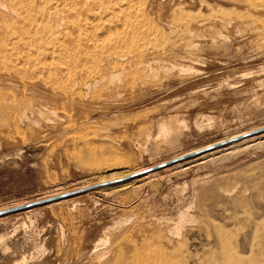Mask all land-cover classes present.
Wrapping results in <instances>:
<instances>
[{
  "label": "rangeland",
  "instance_id": "1",
  "mask_svg": "<svg viewBox=\"0 0 264 264\" xmlns=\"http://www.w3.org/2000/svg\"><path fill=\"white\" fill-rule=\"evenodd\" d=\"M71 1L66 0V3L65 0H0L3 6L0 10V24L2 21L4 24L7 23L12 17L13 9L17 12L23 10L24 13L27 10L29 22L25 23H31L32 27L36 23L38 27L46 23L43 26L47 29L48 24L58 23L57 20L61 19V15L64 17L66 12L67 16L68 11L73 10L70 6ZM83 1L86 4L87 0H82L80 3V6L83 4L81 10L84 11L79 13L83 15L78 14L76 20L78 27L83 26L85 30L82 31L80 27V31L76 32L78 34H75L77 39L74 37L77 46H69L63 54L62 109L64 111L62 110L63 127L60 139L54 143L45 137L39 144L26 136L27 139L23 137L25 141L23 139V142L20 141L12 146L0 142V208L15 204L19 200L34 202L55 197L56 195L52 196V193L64 191L70 194L57 200L31 205L28 207L30 209L24 211H13L1 216L0 264H14L24 256L26 259L24 264H95V262L100 264L94 259L98 254H104L105 260L106 256L109 257L108 260L119 259L122 264L124 262L126 264L127 260L130 261L129 264L139 261H146L147 264V260L149 264L151 261V264L154 262L176 264L187 257H190L187 264H264L263 23L261 22L257 27L258 31L263 33L258 34L255 29L248 30L247 33L240 24L246 19L245 12H241L244 16L239 15L240 18L236 19V13L239 11L234 8L233 15L232 11H228L230 12L228 16H232L228 18L227 9L219 6L221 9L217 11L218 15L213 17L215 11L212 12L213 14L208 13L209 9L205 3L212 11L218 7H211V3L207 0L201 2L181 0L180 3L179 0L130 1V3L135 2L133 3L135 8L127 1L129 7L132 6L131 12L126 1L125 4L122 0L120 6L117 4L121 0H106V3L97 6L99 9L94 8L95 15L90 9L93 0H88L86 6ZM108 1L116 7L109 5ZM169 1L172 4H169ZM159 2L161 3L158 4ZM198 3L203 5L200 6ZM123 4L126 12L120 8H123ZM253 4L262 6L264 0H253ZM172 5L174 9L175 6L180 5L179 8L183 6V11L188 10L189 15L183 11L182 15L181 9L180 12L178 11L179 8L174 12ZM100 6L106 7V10ZM154 7L160 14L153 10ZM109 8L110 10H107ZM164 8L170 12L173 10L176 20L172 21L173 13L165 11ZM222 8L225 10L222 11ZM196 9L201 14L206 12L207 14L201 15L197 12L196 14ZM100 10L108 13V16H102ZM118 10L128 15L119 13ZM111 11H118V14L116 13L118 16L116 14L114 16L113 12L112 17ZM164 11L168 13L165 14ZM190 11L194 14H191V17ZM224 11L226 12L223 15ZM162 13L165 14L164 17L167 16L165 20ZM195 14L201 16L194 18ZM219 14L225 16V19ZM93 16L98 20L100 18L99 21L106 17L109 21L107 23L110 24L106 25L107 30L105 20L102 24ZM144 16L147 18H143ZM192 18L196 19L195 22L198 19L202 20L195 23ZM233 18L238 22L231 21ZM208 19L210 21L215 19V22H210ZM217 19H221V23L226 20L225 29ZM202 21L205 24L202 25ZM207 21L211 23L209 26ZM85 22H88L87 25L90 27H96L95 29L91 27L92 32L89 31V35L86 32L88 27ZM229 22H233L232 25H229ZM143 23L148 25H144L145 27L141 29L139 25L142 26ZM162 23L167 24L168 27L165 25V28ZM173 23L178 25L177 28L180 27V30L174 31L176 27ZM181 23L188 26L183 30L184 25H180ZM149 24L152 26L155 24L156 27ZM157 25L162 28L161 38ZM236 25L241 27L238 33ZM29 27L27 26L28 29ZM148 27L150 28L147 29ZM188 27L196 31L195 35L200 33L198 35L200 41L197 40L199 44L194 39L196 36L192 35L193 31L190 29L189 31ZM134 28L139 32L135 33ZM150 29L156 31L151 30V33ZM99 30L101 32L94 34L95 36L91 34ZM186 30L189 34L192 32V36H188ZM81 31L83 38L79 37L82 35ZM140 31H144L146 35L143 32H141L143 35H140ZM178 32L180 34H177ZM147 33L150 36H147ZM164 34L168 39L172 37L171 34H176L174 37H177L178 41H175L177 39L174 37L171 38L172 40H166ZM180 35L191 37L195 49L192 47L190 49L192 51L189 52L190 50L185 47L186 51H182L183 46L190 42L191 38L186 40L187 38H181ZM152 36L154 39L152 38L150 42ZM136 37L141 38V41ZM223 37L225 42L222 40ZM79 38L85 44H82ZM183 39L187 42L184 43ZM161 40L164 43L160 42ZM210 40L213 43L217 42L214 44L216 47ZM137 41L140 42L137 43L138 49L135 43ZM78 42L84 45V48L79 46ZM252 42H257V45L251 44ZM166 43L167 46L170 43L175 46L170 45L171 48H168ZM172 47L177 49L174 53L171 52V55L168 51ZM85 48L87 50H84ZM146 48L148 51L155 49L156 52L154 50L152 52L161 56L160 58L155 55L158 60L155 59L156 64L153 63L148 70L149 79H144L146 81L136 79L131 87L122 84L123 87L119 88L116 86L120 84L116 83V86L115 83L109 84V72H121V78L123 76L121 80H123L129 71H136L134 51H144L143 49L146 51ZM157 49H160L161 53ZM164 50L169 54H163ZM102 52H106L107 55L118 52L116 55L113 54L112 67L111 60L102 62L104 60L99 59L98 56H101ZM120 52L123 55L126 54L123 52L133 53L129 55L130 61H134L133 65L132 61L130 64L123 63L129 57L126 61L120 59L121 62L116 59ZM103 53L102 55L107 56ZM104 56L101 58L103 59ZM183 56L186 58H181ZM118 62L119 66H117ZM87 71L107 77L88 91L83 86L87 78L81 77ZM89 76L88 78L91 79V75ZM68 102L72 103V106L67 104ZM161 124L171 129L166 137L162 136L158 129ZM238 133L241 134L230 138ZM222 139L226 140L218 146L213 145L204 149L206 151L216 147L201 156L193 158L189 156L186 160H177L180 162L172 166H169L172 163L163 164ZM134 172L137 173L133 175ZM146 172L149 173L141 175ZM155 172L160 174L154 178L146 177ZM125 177L127 178L124 179ZM83 183L87 185L81 186ZM181 215L184 216L185 222L184 219H180ZM176 225H179V235L174 234ZM98 240L103 241L97 247L96 254H91L87 258L78 257L82 246L88 245L87 249L92 250ZM252 244L254 247H251ZM39 247L44 249L39 251L37 250ZM75 259L82 260L78 262Z\"/></svg>",
  "mask_w": 264,
  "mask_h": 264
},
{
  "label": "bare ground",
  "instance_id": "2",
  "mask_svg": "<svg viewBox=\"0 0 264 264\" xmlns=\"http://www.w3.org/2000/svg\"><path fill=\"white\" fill-rule=\"evenodd\" d=\"M14 1V0H13ZM86 1V0H85ZM90 1V0H89ZM117 1V0H116ZM116 1H114L115 3L114 4H116ZM125 1H126V3H127V1L129 2V4H133V3H135V2H132V3H130V1H132V0H123V2L125 3ZM134 1H136V0H134ZM138 1V0H137ZM178 1V0H177ZM180 1L181 0H179V3H180ZM184 1V0H183ZM190 1V0H189ZM65 2H66V0H65ZM69 2V1H68ZM103 2L104 3H106L107 1L105 0H93L92 2H91V7H90V9H91V12H92V14H94V12H93V10L95 11V9H97L98 7V5H101V4H103ZM140 2V1H139ZM150 2V1H149ZM154 2V1H153ZM152 2V3H153ZM171 2H172V0H171ZM170 1H169V4L171 3ZM182 2V1H181ZM190 2H192V1H190ZM194 2V1H193ZM199 2H201V0L199 1ZM207 2H209V3H211V7H218L216 10H214L213 9V11H212V9L211 8H209L210 6H208V4H206L205 3V5H207V7H208V9H209V12L208 13H211V14H213L214 13V11H215V13H214V15H213V17L215 16V15H218V13H217V11H219V9H221L220 7H224V8H226L227 10V12L228 11H232V10H234V8H236V10L237 11H239L240 12V14H239V12H237L236 13V16H235V18L236 19H239L240 18V16H242L243 14L242 13H244L245 12V16H246V19L244 20V21H242V23H240V24H242L243 25V27H244V29H245V32H247L248 30H254L255 29V32H256V30H257V32H258V34L260 33V32H262V31H258L259 29L257 28L258 27V25L262 22L263 23V25H264V19H263V17H264V4H262V6H260V5H255V4H253V0H207ZM12 3V2H11ZM14 3V2H13ZM67 3V2H66ZM80 3H82V0H72L71 1V5L70 6H72V11L70 12V11H68L69 12V14L66 16V12H65V16L63 17L62 15H61V19L60 20H57V21H59L58 23L57 22H54V23H51V24H48L47 26H46V28L47 29H45V27L43 26V25H45V24H42V22H41V26L43 27L42 29H40L39 27H41V26H36L37 25V23L35 24V26L33 25V27L31 26V23H29V24H27L28 22H29V17L27 16V10L25 11V13H24V11L22 10H19L20 12H22L21 13V15H19L20 14V12L18 11H16V10H9V11H11V14H12V17H10V19L7 21V23L5 22V24L3 23V21L1 22V24H0V142L2 141L3 143H5L6 145H10V146H12L13 144H15V143H20V141L21 142H23L22 140L26 137V136H29V137H31L33 140H34V142L36 141L37 143H39L40 144V142L41 141H44L43 139L46 137H48L49 138V140L51 139V141H53L54 143H57L56 141H58L59 139H60V137H61V130H62V122H63V120H62V118H63V114H62V110L64 111V109H62V107H63V86H62V83L64 82L63 81V79H62V63H63V54H64V52L67 50V49H69L68 47L70 46V47H72V45H76L75 44V42H74V37H76L75 36V34H78V33H76L77 31H80L79 29H81L82 31H84L85 29H84V27L82 26H80V27H78V24H77V20H76V18H77V16H78V14L80 15L81 13H79V12H83L81 9V6H83V4L80 6ZM83 3H84V1H83ZM87 3H88V0H87ZM86 3V4H87ZM108 3H109V1H108ZM108 3H107V5H106V7L108 6ZM120 3V4H119ZM117 5H122L121 3H122V0H121V2H119ZM125 3V4H126ZM155 3V2H154ZM161 2H159L158 4H160ZM168 3V2H167ZM186 3V2H185ZM204 3V2H203ZM85 4V3H84ZM86 4H85V6H86ZM89 4H90V2H89ZM88 4V5H89ZM129 4L127 3V6L129 7ZM137 4V3H136ZM149 4V3H148ZM172 4V3H171ZM173 4H174V2H173ZM177 4V3H176ZM175 4V5H176ZM188 4V3H187ZM193 4V6H194V3H192ZM4 5V4H3ZM87 5V6H88ZM109 5H112V6H114V7H116V5H113V4H110L109 3ZM130 5V6H131ZM147 5V4H146ZM161 5H163V4H161ZM184 5V4H183ZM197 5V4H196ZM198 5H200L199 3H198ZM203 4L201 3V5L200 6H202ZM204 5V6H205ZM62 6H63V4H62ZM65 6V5H64ZM84 6V7H85ZM154 6V5H153ZM157 6V5H156ZM166 7H167V5H165ZM169 6V5H168ZM180 6V5H179ZM179 6H175V9H174V7H173V5H172V9H174V12H175V10H176V8L178 9L179 8ZM200 6H197L198 8H201ZM220 6V7H219ZM233 8H232V7ZM2 2H0V10L2 9ZM66 7V6H65ZM83 7V8H84ZM95 7H97V8H95ZM101 7V6H100ZM105 7V8H106ZM117 7H119V6H117ZM133 7H134V4H133ZM142 7V6H141ZM146 7V6H145ZM149 7H150V5H149ZM163 7V6H162ZM227 7H230L231 8V10H228V9H230V8H227ZM88 7H86V9H87ZM93 8V9H92ZM95 8V9H94ZM101 8H103V9H105L104 7H101ZM100 8V9H101ZM121 9H124L123 11L124 12H126L125 11V9H126V7H125V5L123 4V8L122 7H120ZM130 8V12L132 11L131 10V8H132V6L131 7H129ZM135 8V7H134ZM182 8H183V6H182ZM182 8H179V12H180V9H181V12L180 13H182V15L186 12V15H189L188 14V10L187 11H183V9ZM188 8V7H187ZM191 8V7H190ZM258 8V9H257ZM19 9V8H18ZM99 9V8H98ZM119 9V8H118ZM140 9V8H139ZM161 9V8H160ZM164 9H166V8H164ZM163 9V10H164ZM168 9H170V8H168ZM195 9V8H194ZM205 9L207 10V8L205 7ZM204 9V10H205ZM62 10V9H61ZM106 10V9H105ZM107 10H110V8L109 9H107ZM115 10V9H114ZM134 10V9H133ZM138 10V9H137ZM148 10V9H147ZM150 10V9H149ZM153 10H156L155 9V7H154V9ZM197 10L198 9H196V11L195 10H193V11H195V13L197 12ZM211 10V11H210ZM223 10H225V9H223L222 8V11ZM119 11V13L120 12H122V11H120V10H118ZM117 11V12H118ZM128 11V10H127ZM139 11V10H138ZM157 12H158V10H156ZM160 11V10H159ZM161 11H162V9H161ZM160 11V12H161ZM165 11H168L167 9L165 10ZM164 11V12H165ZM184 13H183V12ZM199 11H201V10H199ZM226 11H224V13H223V15L225 14V12ZM62 12V11H61ZM109 12V11H108ZM114 12V11H113ZM112 11L110 12V14L111 13H113ZM117 12H114V16H116L118 13ZM124 12H122V14L124 13ZM141 12V11H140ZM145 12H146V10H145ZM152 11H150V13H151ZM169 13H173V14H171L172 16L174 15V18L172 19V16L170 17V15H169V18H171L172 19V21H174V19L175 18H177V17H175V14H174V12H173V10L170 12V10L168 11ZM168 12H165V14H167ZM204 12V11H203ZM213 12V13H212ZM227 12H226V16L229 18V17H232V16H228L229 15V13L230 12H228V14H227ZM242 12V13H241ZM19 13V14H18ZM63 13V12H62ZM71 13V14H70ZM86 13H88V12H86ZM95 13H97V12H95ZM100 13H102L101 15L102 16H104V15H106V16H108L107 14L108 13H105V11H103V12H101V10H100ZM117 13V14H116ZM147 13V12H146ZM159 13V12H158ZM197 13H200V12H197ZM196 13V14H197ZM219 13H221V10H220V12ZM233 11H232V15H233ZM58 14V13H57ZM64 14V13H63ZM116 14V15H115ZM124 14H126V15H128V13H124ZM145 14V13H144ZM160 14V13H159ZM163 14V13H162ZM165 14H163L162 16H163V20H165V18L167 17H164V15ZM191 14H193V12L192 11H190V17H191ZM195 14V16H193L194 18H196V15ZM201 14V13H200ZM207 14V12L204 14H201V15H206ZM230 14V15H231ZM81 15H83V14H81ZM95 15V14H94ZM112 15V17H113V14H111ZM136 15V14H135ZM134 15V16H135ZM137 15H138V13H137ZM136 15V16H137ZM194 15V14H193ZM200 15V16H201ZM220 16H221V14H219ZM221 16V17H224L223 19H225V16ZM240 15V16H239ZM50 16V15H49ZM86 16V15H85ZM90 16V15H89ZM100 16V15H99ZM102 16H100V18L102 17ZM118 16V15H117ZM124 16V15H123ZM199 16V14H198V16H197V18L198 17H200ZM244 16V15H243ZM93 17H95V16H93ZM110 17V16H109ZM122 17V16H121ZM126 17V16H125ZM124 17V18H125ZM147 18V16H144L143 18ZM181 17V16H180ZM179 17V18H180ZM187 17V16H186ZM209 17L211 18V15H209ZM239 17V18H238ZM53 18V17H52ZM52 18H50V19H52ZM58 18H60V17H58ZM80 18V17H79ZM90 18V17H89ZM92 18V17H91ZM99 18V17H98ZM100 18H99V20H100ZM103 18V17H102ZM105 19H103V20H105V22H104V24H105V27H106V25L108 26V25H110V24H108L107 22H109V21H107V19H106V17H104ZM194 18H192V19H194ZM208 18V17H207ZM209 18V19H210ZM1 19V18H0ZM34 19V18H33ZM32 18H31V20H33ZM55 19V18H54ZM53 19V20H54ZM84 19V18H83ZM94 19H96V21H99L96 17L94 18ZM138 19V18H137ZM168 19V18H167ZM203 19H206L205 17H203ZM208 19V20H209ZM212 19V18H211ZM236 19L234 20V18H233V20L231 19V21H236ZM243 19V18H242ZM263 19V20H262ZM42 20V19H41ZM109 20V19H108ZM176 20V19H175ZM195 20L196 19H194V22H195ZM199 20H202V19H198L197 21H199ZM215 20V19H214ZM214 20H212V21H214ZM221 20V19H220ZM219 19H217V21H220ZM27 21V23H25ZM43 21H44V19H43ZM79 21H81L80 19H79ZM85 21V20H84ZM102 21H99V22H101L102 23ZM119 21V20H118ZM168 21H171V20H168ZM196 21V22H197ZM210 21V20H209ZM212 21H210V22H212ZM81 22H83V21H81ZM164 22V21H163ZM167 22V21H166ZM165 22V23H166ZM195 22V23H196ZM209 22V23H210ZM215 22V21H214ZM226 22V20L224 21V23ZM228 22V21H227ZM233 22H229L228 24L230 25H232V23ZM238 21H236V23H237ZM4 25H3V24ZM33 23V22H32ZM50 23V22H49ZM80 23V22H79ZM88 23V22H87ZM87 23L85 22V24H86V27H90V26H88L87 25ZM113 23H115V22H113ZM122 23V22H121ZM124 23V22H123ZM126 23V22H125ZM185 23V22H184ZM207 23H208V21H207ZM209 23H208V26H209ZM220 24H223L225 27H224V29L226 28V25L227 24H224V23H221V21L219 22ZM103 24V23H102ZM164 23H162V25H163ZM167 24H168V22H167ZM167 24H164V27L166 28V26L165 25H167ZM187 24V23H186ZM203 24H205L203 21H202V25ZM211 24V23H210ZM239 24V23H238ZM239 24V25H240ZM38 25H40L39 23H38ZM93 25H95V24H93ZM98 25H100L99 23H98ZM97 25V26H98ZM134 25V24H133ZM144 25H148V24H144L143 23V25L141 26V25H139L140 27H141V29H142V27L144 26ZM150 25V24H149ZM155 25V24H154ZM154 25L152 26V25H150V26H152V27H154ZM161 25V26H162ZM173 25H174V23H173ZM180 25H184V24H180ZM239 25H236V30H237V33L239 32V31H241L240 30V28L241 27H239ZM27 26L29 27V29L27 28ZM101 26H103V25H101ZM158 26V25H157ZM160 26V27H161ZM175 27H173V28H175L174 29V31L176 30V29H179L180 27H178L177 28V26L176 25H174ZM185 26H188V24L187 25H184V28H183V30L185 29ZM197 26V25H196ZM200 26H201V22H200ZM241 26V25H240ZM92 28H94V26H91ZM91 27H90V30L88 29V28H86V32H87V34L89 33V31H91L92 29H91ZM118 27V26H117ZM119 27H121V26H119ZM131 27V26H130ZM145 27V26H144ZM156 27V26H155ZM154 27V28H155ZM167 27H168V25H167ZM171 27H172V25H171ZM198 27H199V23H198ZM242 27V28H243ZM260 27V26H259ZM35 28H37V29H35ZM96 28V27H95ZM94 28V29H95ZM103 29H104V27H102ZM132 28V27H131ZM136 28V27H135ZM134 28V29H135ZM139 28V27H138ZM150 27H148L147 29H149ZM157 28H159V26L157 27ZM165 28H163V29H165ZM187 28V27H186ZM192 27H188V30L190 29V30H192L191 29ZM234 28V29H235ZM44 29V30H43ZM93 29V30H94ZM160 29V28H159ZM182 29V28H181ZM194 30H195V27L193 28ZM229 29H230V27H229ZM232 29H233V27H232ZM244 29H243V31H244ZM60 30V31H59ZM96 30H98V29H96ZM95 30V31H96ZM101 30V29H100ZM99 30V32H97V33H91L92 35H94V34H98V33H100L101 31ZM106 30H107V27H106ZM120 30V29H119ZM124 30V29H123ZM152 29H150L149 31L152 33V31H156V29L154 30H152ZM170 30V29H169ZM168 30V31H169ZM180 30V29H179ZM188 30H186L185 32H187L188 33ZM189 30V31H190ZM59 31V32H58ZM82 31L80 32V33H82ZM94 31V32H95ZM132 31H133V29H132ZM137 30L135 29V33H137V32H139V31H137ZM149 31H147V32H149ZM161 31V32H160ZM167 31V30H166ZM167 31V32H168ZM178 31V30H177ZM193 31V30H192ZM211 31V30H210ZM92 32V31H91ZM104 32V31H103ZM134 32H133V35H134ZM141 32H143L144 34H145V32L144 31H140V33ZM149 32V33H150ZM164 32V31H163ZM167 32H165V33H167ZM171 32V31H170ZM169 32V33H170ZM180 32V31H179ZM177 33V34H182V32H180V33ZM218 32V31H217ZM251 32V31H250ZM250 32H249V35L251 36V34H250ZM254 32V33H255ZM256 32V33H257ZM124 33H125V31H124ZM161 33V34H160ZM193 33L194 34H192V32L189 34L188 33V36L189 35H193V36H196L194 39L196 40V42L199 44V42L198 41H200L199 39H198V35L200 34H198V35H195L196 34V31L194 32L193 31ZM198 33V32H197ZM248 33V32H247ZM263 33V32H262ZM85 35H87L86 33H84ZM90 34V33H89ZM88 34V35H89ZM130 35L132 34V32L131 33H129ZM159 34H160V36H159V38H161V35H162V28L159 30ZM219 34H221V33H219ZM102 35V34H101ZM127 35V34H126ZM133 35H132V37H133ZM137 34H135V36H136ZM140 35H143L142 33L140 34ZM146 35V34H145ZM165 36H166V34H164ZM164 35H163V37H164ZM172 35V37H174V36H176V34L174 35V34H171ZM183 35V34H182ZM186 36H187V34H185ZM191 35V36H192ZM222 35V34H221ZM239 35V34H238ZM242 35H243V33H242ZM256 35V34H255ZM261 35V34H260ZM260 35H258V36H260ZM263 35V34H262ZM83 36V33H82V35H80L79 37H82ZM95 36V35H94ZM93 36V37H94ZM135 36H134V38H135ZM139 36V35H138ZM147 36H150V35H148V33H147ZM181 36V35H180ZM180 36H179V39L181 40V38L182 37H184V36H181V38H180ZM184 37L185 39L188 37ZM222 36H225V35H222ZM88 37L89 36H87L86 38L88 39ZM98 37V36H97ZM96 37V38H97ZM120 37V36H119ZM167 37V39L166 40H172V39H174V38H176L177 39V37H174V38H170V39H168V36H166ZM166 37H164V38H166ZM218 37H220V35L218 36ZM226 37V36H225ZM242 37H244V36H242ZM246 37V36H245ZM247 37L248 38H250L248 35H247ZM257 37V36H256ZM83 38V37H82ZM85 38V39H86ZM95 38V39H96ZM122 38V37H121ZM137 39H140V41H141V38H138V37H136ZM153 38V36L151 37V41L150 42H152V40L154 39H152ZM156 38H157V34H156ZM158 38V39H159ZM191 38V37H190ZM190 38H187L186 40H190ZM252 38V37H251ZM260 38V37H259ZM259 38H257V39H259ZM76 39H77V37H76ZM80 39V38H79ZM78 39V40H79ZM87 39H86V41H87ZM90 39H92V40H94L93 38H91L90 37ZM89 39V40H90ZM99 39V38H98ZM136 39V40H137ZM145 38H143V40H144ZM163 39V38H162ZM224 39V37L222 38V40ZM261 39H262V37H261ZM101 40V39H100ZM125 40V39H124ZM127 40V39H126ZM143 40H142V42H143ZM163 40H165V39H163ZM184 40V39H183ZM193 39L191 38V41H192ZM198 40V41H197ZM248 40V39H247ZM246 40V41H247ZM253 39H250V41H252ZM80 41H81V39H80ZM85 41V40H84ZM85 41V42H86ZM96 41V40H95ZM139 41V40H138ZM135 42L136 44L138 43V44H140V42ZM159 41V40H158ZM157 41V42H158ZM175 41H178V39L177 40H175ZM190 41V42H191ZM205 41H207V40H205ZM211 42H212V40H210ZM224 41V40H223ZM245 41V42H246ZM249 41V42H250ZM81 42H83V41H81ZM118 42H120V41H118ZM146 42H148V39H147V41ZM160 42H163L164 43V41H160ZM160 42H159V44H160ZM166 42V41H165ZM169 42H173L174 43V41H169ZM187 42V41H186ZM185 42V40H184V43H186ZM189 41L187 42V44L185 45V46H183L184 47V50H182V51H186V49H185V47L186 48H188L189 50L190 49H192V47H194L195 45H193L194 43H193V41L190 43ZM195 42V41H194ZM215 42V41H214ZM225 42V41H224ZM90 43V42H89ZM91 43H93V42H91ZM122 43V42H121ZM120 43V44H121ZM131 43V42H130ZM134 43V44H135ZM156 43V42H155ZM154 43V45H156ZM177 43V42H176ZM176 43H174V44H176ZM182 43H183V41H182ZM207 43H209V42H207ZM206 43V44H207ZM217 43V42H216ZM216 43H213L212 42V44L214 45V44H216ZM220 43H222V41L220 42ZM230 43V42H229ZM257 43V42H256ZM255 42H252L251 44H253V45H257ZM263 44H264V42H262ZM78 44H79V46H84V45H80L81 43L80 42H78ZM82 44H85L84 42L82 43ZM88 44V43H87ZM119 44V45H120ZM135 44V45H136ZM138 44H137V49H138ZM144 44V43H143ZM152 44V43H151ZM169 44V43H168ZM196 44V43H195ZM204 44V43H203ZM211 44V43H210ZM210 44H208V45H210ZM211 44V45H212ZM91 45V44H90ZM93 45V44H92ZM94 45H95V43H94ZM123 45V44H122ZM131 45H132V43H131ZM145 45H148V44H145ZM166 46H167V43L165 44ZM165 45H164V47H165ZM170 45H172V46H175V45H173V44H171L170 43ZM169 45V46H170ZM218 45V44H217ZM222 45H223V43H222ZM260 46H261V44H259ZM77 46V45H76ZM100 46V45H99ZM117 46V45H116ZM140 47H142L141 45H139ZM153 46V45H152ZM151 46V47H152ZM159 46H161V45H159ZM169 46H167L168 48H171V47H169ZM215 46V45H214ZM75 47V46H74ZM88 47V46H87ZM86 47V48H87ZM90 48H92L91 46H89ZM95 47H97L96 45H95ZM147 47V46H146ZM151 47H149L150 48V50H151ZM166 47V48H167ZM176 47H178V45L176 46ZM196 47H197V44H196ZM216 47V46H215ZM84 48V47H83ZM84 49V50H87V49ZM90 48H89V50H90ZM98 48V47H97ZM115 48V47H114ZM122 48V47H121ZM133 48V47H132ZM154 48V47H153ZM152 48V51L154 50L155 51V49H153ZM155 48H156V46H155ZM160 48V47H159ZM182 48V47H181ZM259 48V47H258ZM262 48V47H261ZM77 49V48H76ZM78 49H80V47L78 48ZM102 49H104V47L102 46ZM101 49V50H102ZM134 49V48H133ZM136 49V48H135ZM140 49V48H139ZM147 49V48H146ZM161 49V48H160ZM160 49H157L158 51L160 50ZM162 49H165V48H162ZM177 49V48H176ZM175 47H174V49H173V47H172V49H170L168 52L172 55V53H174L175 52ZM194 49H195V47H194ZM214 49V48H213ZM81 50H82V48H81ZM95 50H96V48H95ZM109 50V49H108ZM107 50V51H108ZM125 50V49H124ZM144 51H134V58H135V60L134 61H136V63H135V65L134 66H136L135 67V69H136V71H133V70H131V71H133L132 73H130L131 71H129L130 70V68H129V70H127V71H129V74L127 75V76H125L126 78H124L123 80H121L122 78H123V76H122V78H121V75H122V73L120 72V73H117V72H109V79H110V83L109 84H112L113 85V83H115L114 85L116 86L117 84H120V86L118 85V86H116V87H121V85L123 84V86H130L131 87V85L135 82V80L136 79H139V80H144V79H146L147 80V78H148V70L149 69H151V66H152V64L153 63H155V59H157V57H160L161 58V56H157L156 54H155V52H152V51H148V49L145 51V49H143ZM167 50V49H166ZM181 50V49H180ZM157 51V52H158ZM181 51V52H182ZM192 50H190L189 52H191ZM256 51V50H255ZM262 51V50H261ZM77 52V51H76ZM94 52H96V51H94ZM101 52V51H100ZM104 52V51H103ZM102 52V53H103ZM110 52V51H109ZM160 53H161V51H159ZM172 52V53H171ZM188 52V51H187ZM227 52V51H226ZM263 52V51H262ZM262 52H260V53H262ZM78 53V52H77ZM97 53V52H96ZM102 53H101V56H104V55H102ZM118 52H113V54L114 55H116ZM121 53V52H120ZM118 54L117 56H116V59L118 58L119 60L120 59H124V61H126V59H127V57H129V59L126 61V62H123L124 64L126 63V64H130V62L132 63V65H133V60H131L130 61V56L129 55H131V54H133V53H131V54H127V52H123V53H126V54ZM166 54L167 53V51L165 52V50H164V52H163V54ZM169 53H167V54H169ZM239 53V52H238ZM264 53V52H263ZM103 54H106V52L105 53H103ZM113 54L111 53V54H106L107 56H104L103 57V59L101 58V56H98V57H100L99 59H101V60H104V61H102V62H107V61H109V60H111V67H112V60H113V62H114V57H113ZM162 54V55H163ZM178 54V53H177ZM252 54V53H251ZM96 55H98V53L96 54ZM126 55H128V56H126ZM155 55L157 56L156 58H155ZM159 55V54H158ZM179 55V54H178ZM188 55H190V54H188ZM192 55V54H191ZM83 56V55H82ZM81 56V57H82ZM132 56V57H133ZM168 56V55H167ZM66 57V56H65ZM73 57V56H72ZM71 57V58H72ZM113 57V58H112ZM169 57H170V55H169ZM188 57H190V58H193V57H191V56H188ZM133 58V59H134ZM181 58H186V56L184 57H181ZM189 58V59H190ZM83 59V58H82ZM81 59V60H82ZM166 59V58H165ZM169 59H171V58H169ZM169 59H167V60H169ZM158 60V59H157ZM160 60V59H159ZM163 60V59H162ZM180 60V59H179ZM182 60V59H181ZM93 61V60H92ZM129 61V62H128ZM116 62V64H117V61H115ZM120 62H121V60H120ZM109 63V64H110ZM64 64H65V62H64ZM82 64V63H81ZM100 64V63H99ZM108 64V63H107ZM114 64V63H113ZM121 65H123L122 63H120ZM156 64V63H155ZM66 65V64H65ZM72 65V64H71ZM93 65V64H92ZM70 66V65H69ZM89 66V65H88ZM117 66H119V62H118V65ZM116 66V67H117ZM125 67H127L128 68V66H126V65H124ZM155 66V65H154ZM181 66V65H180ZM185 66V65H184ZM71 67V66H70ZM97 67V66H96ZM101 67V66H100ZM133 68V67H132ZM131 68V69H132ZM138 68H139V70H138ZM79 69V68H78ZM89 69V68H88ZM116 69V68H115ZM125 69V68H124ZM191 69V68H190ZM69 70V69H68ZM108 70V69H107ZM126 70V69H125ZM138 70V71H137ZM153 70V69H152ZM186 70V69H185ZM85 71V70H84ZM126 71V72H127ZM151 71V70H150ZM149 71V72H150ZM94 72H95V70H94ZM98 72H99V70H98ZM106 72V71H105ZM108 72V71H107ZM155 72V71H154ZM75 73V72H74ZM101 73V72H100ZM85 72L83 73V75L81 76L83 79H86L85 80V83L83 84V86H85V88H86V90L88 89V91H89V89L91 88V87H95L98 83H100L99 81H103L104 80V78H106L105 77V75L103 76H101L100 74H96V73H89V71H87V73L85 74ZM95 74V75H94ZM104 74V73H103ZM106 74V73H105ZM79 75V74H78ZM89 75H91V79H89L90 78V76ZM126 75V74H125ZM150 75H151V77H152V74H151V72H150ZM69 76V75H68ZM75 76V75H74ZM243 76H245V75H243ZM66 77V76H65ZM89 77V78H88ZM154 77V76H153ZM247 77V76H246ZM70 78V77H69ZM76 78V77H75ZM68 79V78H67ZM71 79V78H70ZM69 79V80H70ZM74 79V78H73ZM149 79V78H148ZM150 79H152V78H150ZM66 80V79H65ZM146 80H144V81H146ZM71 81V80H70ZM75 81V80H74ZM106 81V80H105ZM109 81V80H108ZM138 81V80H137ZM136 81V82H137ZM72 82V81H71ZM74 83H76V82H74ZM103 83V82H102ZM101 83V84H102ZM117 83V84H116ZM140 83V82H139ZM141 83H143L142 81H141ZM73 84V83H72ZM252 84V83H251ZM71 86V85H70ZM98 86V85H97ZM107 86H109V85H107ZM111 86V85H110ZM114 86V87H115ZM122 86V87H123ZM134 86V85H133ZM113 87V86H112ZM121 87V88H122ZM135 87H136V85H135ZM106 88V87H105ZM72 89V88H71ZM92 89V88H91ZM90 89V90H91ZM98 89V88H97ZM114 89V88H113ZM128 89V88H127ZM134 89V88H133ZM68 90H69V88H68ZM103 90V89H102ZM120 90V89H119ZM73 91V90H72ZM72 91H71V94H72ZM129 91V90H128ZM66 92V91H65ZM87 92V91H86ZM90 93V92H89ZM88 94V93H87ZM92 94V93H91ZM65 96V95H64ZM73 96V95H72ZM95 96V95H94ZM70 100V99H69ZM68 100V101H69ZM75 102V101H74ZM81 102V101H80ZM94 102V101H93ZM67 104H71L70 106H72V103H67ZM83 105V104H82ZM116 106V105H115ZM70 108V107H69ZM98 108V107H97ZM116 109V108H115ZM104 110V109H103ZM112 112V111H111ZM66 119V118H65ZM88 122V121H87ZM66 124V123H65ZM82 126V125H81ZM159 131H160V134L162 135V136H165L166 137V135L167 134H169V132L171 131V129H170V127H168V126H166V125H162L161 124V126H159ZM65 134V133H64ZM241 133H238V134H236V135H234V136H232V137H230V138H234V137H237L238 135H240ZM160 135V136H161ZM251 136H253V135H251ZM24 137V138H23ZM30 138V140H32ZM47 138V139H48ZM230 138H227V139H230ZM25 139H27V138H25ZM25 139H24V141H25ZM32 140V141H33ZM226 140V139H225ZM225 140H221V141H218V142H215V143H213V144H209V145H207V146H204V147H200V148H198V149H195V150H192V151H190V152H188V153H191V152H194V151H197V150H200V149H203V148H206V147H208V146H211V145H215V144H218L219 142H222V141H225ZM245 140V139H244ZM232 143V142H231ZM42 144V143H41ZM228 144H230V143H228ZM234 145V144H233ZM230 146V145H229ZM9 147V146H8ZM214 149H216V147H214V148H211V149H208V150H206V151H203V152H200V153H198V154H195V155H193L192 156V158L193 157H196V156H201V154H204V153H206V152H209V151H212V150H214ZM185 154H187V153H185ZM103 155V154H102ZM101 155V156H102ZM182 160H186V158L185 159H182ZM149 162V161H148ZM180 161H177V162H174V163H172L171 165H169V166H172V165H175V164H177V163H179ZM168 166V167H169ZM174 167H176V166H174ZM164 168H166V167H164ZM173 168V167H172ZM140 169V168H139ZM163 169V168H162ZM168 169V168H167ZM167 169H165V171L167 170ZM171 169V168H170ZM138 170V169H137ZM143 170V169H142ZM131 171V170H130ZM134 171V170H133ZM136 171V170H135ZM154 171H157V170H154ZM164 171V170H163ZM129 172V171H128ZM149 172H152V171H149ZM149 172H146V173H143V174H141V175H144V174H147V173H149ZM131 173V172H130ZM135 173H137V172H134V173H132V174H135ZM160 174V172H155V173H151V174H148V175H146V177L149 179V178H151V177H153L154 178V176H157V175H159ZM141 175H139V176H141ZM145 177V178H146ZM84 185H87L86 183L84 184H81V186H84ZM80 186V187H81ZM87 187V186H86ZM74 189V188H73ZM59 191V190H58ZM56 193V192H55ZM61 193H65L64 191L63 192H59V193H56V194H54V193H52L53 195L52 196H57L58 194H61ZM51 196V195H50ZM57 200V199H56ZM31 200H29V202H30ZM27 200H19L17 203H15V204H11V205H4V206H2L1 208H0V210L1 209H4V208H8V207H12V206H17V205H20V204H25V203H29ZM54 202H57V201H54ZM46 204H49V203H46ZM46 204H44V205H46ZM26 209H30V208H23V209H20V210H22V211H24V210H26ZM16 211H19V210H16ZM29 211V210H28ZM15 212V211H14ZM29 212H27V214H28ZM7 214V213H6ZM4 215V214H3ZM3 215H0V217L1 216H3ZM186 215V214H185ZM186 217H188V216H186ZM180 218V217H179ZM188 218H191V217H188ZM181 220H183L184 219V216H182L181 215V218H180ZM186 220L184 219V222H185ZM177 222H179V219H178V221ZM181 224V223H180ZM179 224V225H180ZM183 224V223H182ZM179 225L177 226L176 225V227L174 228V231H175V235H179ZM178 237V236H177ZM249 238V237H248ZM103 240H105V239H103ZM102 240V241H103ZM250 240V239H249ZM101 240H98L95 244H94V249H92V250H88L87 249V246L88 245H84V246H82V250H81V253H79L78 254V257H80L81 256V258L82 257H84L85 258V256H86V258L89 256V255H91V254H94L96 251H97V247L100 245V243L102 242ZM248 241V240H247ZM106 243V242H105ZM257 244V243H256ZM172 246V245H171ZM217 246V245H216ZM251 247H254V244H252L251 245ZM221 248H223V246H221ZM42 249H44L43 247H39L37 250H39V251H41ZM116 251V250H115ZM220 251V250H219ZM79 252H80V249H79ZM96 254V253H95ZM107 258H106V260H105V257H104V254L102 255V254H98V256H96V258H94L95 260H97V262L98 263H100V264H116V261H117V263L118 264H122V262L119 260V259H117L116 261H115V258H112V260L110 259V260H108V256H106ZM27 258V257H26ZM188 258H190V257H187L186 259H181V260H179L176 264H187V261H188ZM77 259H80V258H77ZM77 259H75V260H77ZM122 259V258H121ZM124 259V258H123ZM25 256L24 257H22L19 261H17L16 263H14V264H24V263H26L25 262ZM82 260V259H81ZM81 260H79V261H81ZM119 260V261H118ZM127 260V259H126ZM142 260V259H141ZM194 260V259H193ZM193 260H191V262L193 261ZM198 260V259H197ZM78 261V260H77ZM78 261V262H79ZM124 261H125V259H124ZM128 261V260H127ZM126 261V264L128 263H130V261H128L127 262ZM134 261H136V260H134ZM148 261L149 260H147V264H149L148 263ZM141 262H144V261H139V263H141ZM194 262H195V260H194ZM203 262V261H202ZM93 263V262H92ZM125 263V262H124ZM123 263V264H124ZM131 263H132V261H131ZM138 262L137 263H134V264H139ZM151 263H152V261H151ZM150 263V264H151ZM79 264V263H78ZM95 264H96V262H95ZM133 264V263H132ZM143 264H146V261L143 263ZM154 264H155V262H154ZM192 264V263H191ZM195 264V263H194Z\"/></svg>",
  "mask_w": 264,
  "mask_h": 264
},
{
  "label": "water",
  "instance_id": "3",
  "mask_svg": "<svg viewBox=\"0 0 264 264\" xmlns=\"http://www.w3.org/2000/svg\"><path fill=\"white\" fill-rule=\"evenodd\" d=\"M222 144V142H219L218 144H215V145H220ZM213 145L211 146H208L206 148H203V149H200V150H197V151H194V152H191V153H187V154H183L181 156H177L176 158H173L165 163H163L164 165L165 164H169V163H173L177 160H180V159H183V158H186V157H189V156H193L197 153H200L201 151H204V149H207V148H210L212 147ZM136 174V173H135ZM134 175V174H133ZM127 177H125L124 179H126ZM70 192H65V193H62V194H58L57 196L55 197H49V198H45V199H41V200H38V201H34V202H29V203H25V204H20V205H17V206H12V207H8V208H4V209H1L0 210V215H3L5 213H9V212H13V211H16V210H20V209H23V208H26V207H29L31 205H35V204H40V203H43V202H47V201H50V200H54V199H59L61 197H64V196H67L69 195Z\"/></svg>",
  "mask_w": 264,
  "mask_h": 264
}]
</instances>
